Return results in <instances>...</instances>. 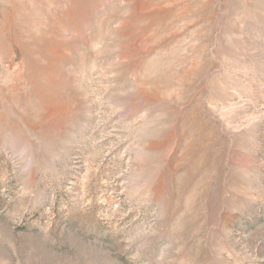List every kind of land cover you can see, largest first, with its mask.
I'll list each match as a JSON object with an SVG mask.
<instances>
[{"label": "rangeland", "instance_id": "obj_1", "mask_svg": "<svg viewBox=\"0 0 264 264\" xmlns=\"http://www.w3.org/2000/svg\"><path fill=\"white\" fill-rule=\"evenodd\" d=\"M0 264H264V0H0Z\"/></svg>", "mask_w": 264, "mask_h": 264}]
</instances>
